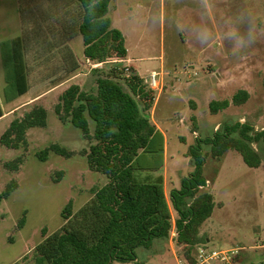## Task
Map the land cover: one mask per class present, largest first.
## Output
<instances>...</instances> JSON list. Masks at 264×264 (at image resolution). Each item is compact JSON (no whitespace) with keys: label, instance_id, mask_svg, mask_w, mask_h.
<instances>
[{"label":"rangeland","instance_id":"1","mask_svg":"<svg viewBox=\"0 0 264 264\" xmlns=\"http://www.w3.org/2000/svg\"><path fill=\"white\" fill-rule=\"evenodd\" d=\"M134 8L125 28L129 50L125 60L129 62L111 60L91 67L83 59V38L79 37L77 22V77L35 102L31 100L66 74L60 62L53 63L65 55V48L55 44L68 38L65 33L76 17L75 7L72 0H0V110H18L0 120V138L16 118L34 107L48 110L47 126L28 133L26 151L0 145V192L11 182L19 186L0 205V264H34L35 248L65 224L62 212L66 205L72 201L74 212H78L93 197L92 190L106 184V177L92 173L82 155L90 142L55 114L60 93L71 84L92 92L96 80L117 66L125 68V75L118 78L125 90L129 91L126 77L144 80L156 102L151 118L163 130L164 139L158 135L150 142L140 164L165 174L168 192L179 189L182 178L195 172L188 154L197 138H211L222 125L236 122L251 124L256 131L264 128V0H135ZM17 37L26 43L31 91L8 103L1 45ZM43 58L49 63L47 70L39 68ZM153 72L160 74V91L149 88ZM239 91L249 93L247 103H231L227 110L211 114L213 101L231 102ZM54 144L75 155L66 159L51 153L41 162L37 155ZM254 149L262 159L258 169L249 168L236 151L216 160L210 146L204 145L205 191L213 195L215 209L202 226L201 236L209 250L237 249L231 264L264 262V144H255ZM20 157L23 161L17 170L5 167ZM25 213V226L19 229ZM184 255L176 236H170L166 242L157 240L150 249H138L136 263L113 264H177L176 257ZM24 258H28L25 263Z\"/></svg>","mask_w":264,"mask_h":264},{"label":"trees","instance_id":"2","mask_svg":"<svg viewBox=\"0 0 264 264\" xmlns=\"http://www.w3.org/2000/svg\"><path fill=\"white\" fill-rule=\"evenodd\" d=\"M113 1L72 0L78 8V18L74 17L69 26L74 31L78 25L84 56L93 65L125 60L128 56L125 36L113 27L110 17ZM26 51V43L20 37L1 45L8 103L30 90ZM66 58L67 73L79 71L74 56L69 53ZM123 75L125 68L117 66L97 79L96 94L72 86L59 98L55 114L62 123L69 122L79 129L84 139L90 142L89 150H84L82 155L86 157L90 170L105 176L108 183L93 189V197L78 212H74L72 201L66 205L62 212L65 224L35 248L34 264L136 263L138 249H150L155 239L168 240L174 229L177 244L184 248V259L188 264H197V249L205 244L201 228L215 209L213 195L205 191L208 180L203 174L206 164L204 145L210 146L211 156L216 160L236 151L249 168L258 169L262 165L254 145L264 144V128L256 131L248 123L224 124L211 138H197L195 145L190 147L188 155L195 172L182 178L180 188L170 191L168 201L162 176L153 180L140 175L145 168L139 157L149 152L150 142L158 135L147 114L154 104L153 92L147 90L144 80L137 76L125 78L129 91L125 90L118 81ZM249 97L247 91H239L231 102L213 101L210 112L217 115L227 110L231 103L242 106ZM2 116L0 110V118ZM92 123L94 130L91 129ZM47 124L48 111L36 106L10 124L0 138V145L10 150L26 151L29 131L45 128ZM51 153L66 159L75 155L54 144L41 151L37 158L46 162ZM22 161L20 157L6 163L5 167L17 170ZM151 170L156 172L157 169ZM18 187L17 182H11L0 192V205ZM172 210L177 216L174 223ZM25 223L26 213L17 227L22 229Z\"/></svg>","mask_w":264,"mask_h":264},{"label":"crops","instance_id":"3","mask_svg":"<svg viewBox=\"0 0 264 264\" xmlns=\"http://www.w3.org/2000/svg\"><path fill=\"white\" fill-rule=\"evenodd\" d=\"M117 1V2H116ZM115 2H116V4H115ZM74 3V2H73ZM127 3H128V5H127ZM129 3H131L130 5H129ZM134 3H135V0H114L113 1V4H112V7H111V12H110V17H111V19H112V21H113V27L115 28V29H118V30H120L122 33H123V35L125 36V28H127L128 27V24H129V22H131V20H132V18H133V15H134ZM136 5V4H135ZM73 6L75 7V13H76V17L78 18V8H77V6L75 5V4H73ZM137 6V5H136ZM69 11V10H68ZM64 12V11H63ZM66 15H67V10H66ZM69 16V15H68ZM75 17V16H74ZM72 30H71V27L69 26L68 27V30L66 31V35H65V37H67L68 36V38H65V39H62L60 42H61V44H55V46L56 47H59V49H64L65 48V55H64V57L63 58H61L60 60H59V58H57V59H55L54 60V65L57 63V62H60V65L62 66V70H64L65 72H66V74L65 75H63V76H61L59 79H58V81H56V82H53V83H50V89H48V91H44V92H42V93H40L36 98H34L33 100H31V101H35V102H40L41 100H42V97H45L48 93H51L52 91H56V90H58V89H60V88H62L63 86H65L66 84H68L69 82H71V81H74L75 80V78L77 77V74L79 73V71H77L76 73H74V74H69V73H67L68 72V66H67V56H68V54L69 53H71L73 56H74V59H75V61H76V63L79 65V62H78V56H77V54H76V51H75V49H74V46H75V44H76V41L78 40V38L79 37H81L80 36V34H79V37H77L76 39H74L75 37H76V32L75 33H72L71 32ZM125 39H126V37H125ZM83 45H84V43H83ZM128 53H129V50H128ZM83 55H84V51H83ZM66 56V57H65ZM83 59H84V61L86 62V63H88L89 65H91V67H97L98 65H93L90 61H88V60H86V58H85V56L83 57ZM55 61H57V62H55ZM125 61H130V60H125ZM63 65H65V66H63ZM100 65V64H99ZM131 65V64H130ZM48 67H49V63H48V61H46V59L44 60V58H43V60H42V65H41V67H39L41 70L43 69V70H47L48 69ZM79 67H80V65H79ZM54 69L56 70V68L54 67ZM94 69H97V68H94ZM80 70V69H79ZM95 73H96V70H95ZM94 73V74H95ZM46 79V78H45ZM147 80V79H146ZM46 82V81H45ZM72 86H78V87H80L79 85H77V84H71L67 89H64L61 93H60V96L59 97H61L70 87H72ZM80 89H81V87H80ZM30 91H31V84H30V90H29V92L26 94V95H28V94H30ZM81 91H83V92H85V93H89V94H96L97 93V80H96V88L92 91V92H88V91H84L83 89H81ZM155 103L156 102H154V105H153V107H152V109L150 110V111H148L147 112V114H148V116H149V119L151 118V115H152V113L154 112V109H155ZM47 110V109H46ZM14 111H18L17 109L16 110H10V111H7V112H2V114H3V116L0 118V120H2V119H4L5 117H8V116H11V115H13V113H14ZM48 111V110H47ZM150 112V113H149ZM60 121V120H59ZM61 122V121H60ZM150 122H151V124L156 128V131H157V133H158V135H160L163 139H164V132H163V130L158 126V124L155 122V121H153L152 120V118L150 119ZM62 123V122H61ZM63 124H65L68 128L70 127V126H72L69 122H66V123H63ZM63 124H61V125H63ZM6 132V131H5ZM30 132V131H29ZM158 135H157V137H158ZM2 137V136H1ZM155 139V138H154ZM153 139V140H154ZM152 140V141H153ZM152 143V142H151ZM63 146H65L64 144H63ZM228 154V153H227ZM144 157V154H142L140 157H139V160H141L142 158ZM88 165V164H87ZM191 165H193V162H192V164ZM143 168H145V170L144 171H142V173H140V175H141V178H146V177H149L150 179H157L159 176H162L163 177V179H164V189H165V194H166V197H167V200L169 201V195H170V191L168 192V190H167V185H168V178H167V176L164 174V175H160V174H157L155 171L153 172L152 170H151V168H149V167H143ZM90 169V168H89ZM92 173H96V172H93L92 170H90ZM96 174H99V173H96ZM108 183V180H107V178H106V184ZM105 184V185H106ZM104 185V186H105ZM103 187V186H102ZM172 212V211H171ZM172 219H173V223L175 222V218H173V212H172ZM204 236V235H203ZM172 237H174V236H172ZM175 238V237H174ZM157 240H162V239H155L154 241H153V244H152V246L150 247V248H152L153 246H154V243H156V241ZM207 240H208V242H210L212 239H211V237L210 238H207ZM164 242H166V240H163ZM201 247H204V248H208V246L207 245H201ZM181 248H183V247H181ZM210 248V247H209ZM209 248H208V250H209ZM179 249H180V247H179ZM177 258L178 257H176V260H177ZM237 262V261H236ZM235 262V263H236Z\"/></svg>","mask_w":264,"mask_h":264},{"label":"built area","instance_id":"4","mask_svg":"<svg viewBox=\"0 0 264 264\" xmlns=\"http://www.w3.org/2000/svg\"><path fill=\"white\" fill-rule=\"evenodd\" d=\"M128 71V69H127ZM159 73L153 72L150 75L149 88L153 91H160L161 90V83L159 81ZM171 236H176L177 233L174 230L171 233ZM264 247V244L263 246ZM239 251L237 249L231 250H224V251H215V250H208L204 247H198L197 249V264H211L212 262H220L223 264H231L234 258L238 255ZM177 264H188L184 258H177Z\"/></svg>","mask_w":264,"mask_h":264}]
</instances>
